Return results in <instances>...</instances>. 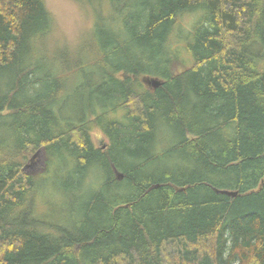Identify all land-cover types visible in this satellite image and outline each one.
<instances>
[{
	"label": "trees",
	"instance_id": "1",
	"mask_svg": "<svg viewBox=\"0 0 264 264\" xmlns=\"http://www.w3.org/2000/svg\"><path fill=\"white\" fill-rule=\"evenodd\" d=\"M72 1L99 7L74 47L0 0V264H264V0ZM55 163L76 192L101 173L75 226L36 211Z\"/></svg>",
	"mask_w": 264,
	"mask_h": 264
},
{
	"label": "rangeland",
	"instance_id": "2",
	"mask_svg": "<svg viewBox=\"0 0 264 264\" xmlns=\"http://www.w3.org/2000/svg\"><path fill=\"white\" fill-rule=\"evenodd\" d=\"M44 1L47 9L53 16L54 39L69 47H74L78 43L80 38L87 34V32L92 28L91 26L93 20L95 18H98L99 7L95 3L87 4L86 2H84L82 4H77L72 0ZM196 17L197 15L192 13L183 14L179 22L180 28L183 31H186V29L190 27L192 21H194ZM177 40H179L180 42L176 44L180 47L182 45L180 44L181 40ZM183 54L185 55V53ZM185 56H187L186 62L178 63L179 65L177 66V68L189 67L190 65H192V59L188 55ZM141 79L145 82L144 79H146V77H142ZM73 102L76 101L73 100ZM64 111L66 112V110ZM91 137L96 147L101 148L102 145L108 142L107 137L99 128L93 129ZM37 154L38 156H36L35 162L27 163L25 166V170L29 174L43 173L45 171V169L43 168L47 167L46 165H43L46 158L44 151L40 149ZM60 167L61 164L57 163L56 166L55 163L54 165L49 166L48 173L43 174L42 177H46V179L50 180V185L47 187L48 194L42 191L39 196L37 195L38 197L36 199V211L44 218V220H48L51 224H55V222L57 221L61 222V219L58 216L63 214L61 210V204H63L67 212H70L72 214L76 211V214L74 215L72 221L66 224L68 226H75L79 224V206L90 191V183H98L101 180V173L94 172V177L91 176V178L87 182L88 187L82 190H77L76 192L72 189V187H69L65 184L68 179L66 178L67 180H64V175H62V173L59 171Z\"/></svg>",
	"mask_w": 264,
	"mask_h": 264
},
{
	"label": "water",
	"instance_id": "3",
	"mask_svg": "<svg viewBox=\"0 0 264 264\" xmlns=\"http://www.w3.org/2000/svg\"><path fill=\"white\" fill-rule=\"evenodd\" d=\"M144 80L146 83L150 84V86H152L153 88H155L161 84V81L159 79H156V78H146ZM102 147H105V144ZM216 191L219 193L227 194L231 197H235L237 195V191H230V190H224V189H222V190L216 189Z\"/></svg>",
	"mask_w": 264,
	"mask_h": 264
}]
</instances>
